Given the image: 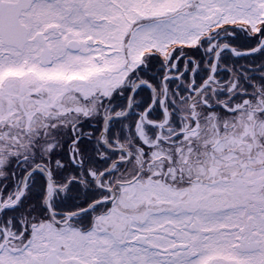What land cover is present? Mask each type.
Listing matches in <instances>:
<instances>
[{"label":"snow or ice","instance_id":"snow-or-ice-1","mask_svg":"<svg viewBox=\"0 0 264 264\" xmlns=\"http://www.w3.org/2000/svg\"><path fill=\"white\" fill-rule=\"evenodd\" d=\"M0 264H264V0H0Z\"/></svg>","mask_w":264,"mask_h":264}]
</instances>
